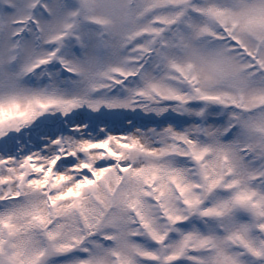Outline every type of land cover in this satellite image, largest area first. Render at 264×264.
I'll use <instances>...</instances> for the list:
<instances>
[{"label": "snow or ice", "instance_id": "obj_1", "mask_svg": "<svg viewBox=\"0 0 264 264\" xmlns=\"http://www.w3.org/2000/svg\"><path fill=\"white\" fill-rule=\"evenodd\" d=\"M0 264H264V0H0Z\"/></svg>", "mask_w": 264, "mask_h": 264}]
</instances>
